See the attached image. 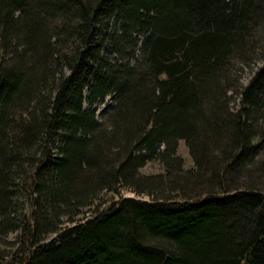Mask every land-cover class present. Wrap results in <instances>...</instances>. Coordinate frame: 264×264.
I'll use <instances>...</instances> for the list:
<instances>
[{
  "label": "trees",
  "instance_id": "16d2710c",
  "mask_svg": "<svg viewBox=\"0 0 264 264\" xmlns=\"http://www.w3.org/2000/svg\"><path fill=\"white\" fill-rule=\"evenodd\" d=\"M122 188L148 200L94 205ZM15 231L0 264H264V0H0V236Z\"/></svg>",
  "mask_w": 264,
  "mask_h": 264
},
{
  "label": "rangeland",
  "instance_id": "374dc122",
  "mask_svg": "<svg viewBox=\"0 0 264 264\" xmlns=\"http://www.w3.org/2000/svg\"><path fill=\"white\" fill-rule=\"evenodd\" d=\"M110 32L113 30L112 24L109 27ZM137 37V34H133L132 38L135 39ZM261 65V61L257 60L254 65L251 66L250 69H244L241 74V83L243 86H245L248 82V80L251 78L253 73L256 71V69ZM244 67V66H243ZM112 102V100L107 99L104 104H99L97 106V113L96 118L98 122H101V116H103L104 112L107 110V105H109ZM239 103V96L238 95H232L229 106L233 110H237ZM177 155L180 156L184 162L185 168L189 169L193 167V162L188 154V150L185 146V143L183 141L179 142L178 148H177ZM144 175H159L163 173V166L161 163L158 162H151L146 164L145 167H142L141 171ZM120 197H129V198H138L143 200H148L145 196H137L134 193L122 188L119 194H103L99 200L95 202V206L98 205L99 210L106 209L111 203L115 202ZM90 208V209H94ZM27 211V209H26ZM90 216V210L85 209L83 210V213L75 218V222L78 223L80 221H83L85 217ZM73 225V224H72ZM71 226L70 223H64L61 228L64 229ZM55 234H50L47 237H45V242L50 241L54 238ZM19 237L20 232L15 231L7 236H0V261L6 262L11 261V259L15 258L16 253L19 249Z\"/></svg>",
  "mask_w": 264,
  "mask_h": 264
}]
</instances>
